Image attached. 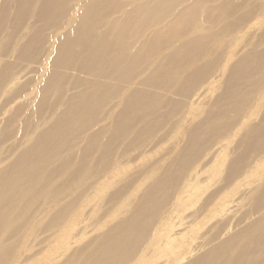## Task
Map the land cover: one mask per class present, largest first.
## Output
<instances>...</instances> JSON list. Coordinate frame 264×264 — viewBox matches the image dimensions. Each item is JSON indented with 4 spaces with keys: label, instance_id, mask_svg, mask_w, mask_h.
<instances>
[{
    "label": "bare ground",
    "instance_id": "bare-ground-1",
    "mask_svg": "<svg viewBox=\"0 0 264 264\" xmlns=\"http://www.w3.org/2000/svg\"><path fill=\"white\" fill-rule=\"evenodd\" d=\"M0 125V264H264V0H0Z\"/></svg>",
    "mask_w": 264,
    "mask_h": 264
},
{
    "label": "rangeland",
    "instance_id": "rangeland-1",
    "mask_svg": "<svg viewBox=\"0 0 264 264\" xmlns=\"http://www.w3.org/2000/svg\"><path fill=\"white\" fill-rule=\"evenodd\" d=\"M0 126L2 127V125H0ZM216 179H217V178H214V177H213V180H211V181L208 180L207 183H209V186H210V185H213V184L216 182ZM212 181H213L214 183H213ZM210 183H211V184H210ZM212 183H213V184H212ZM244 187H246V185H244L243 188H244ZM202 197H203V196H202ZM231 198H232L231 196H227V197H226V200H229V199H231ZM192 205H196V207L198 206L197 204H192ZM101 211H102V210H101L100 208H98V209L95 211V213H93L92 216H93V217H96L97 215H99V214L101 213ZM94 215H96V216H94ZM191 233L193 234V233H195V231L193 230ZM94 234H95V233H93V234H91V235H90V234L84 235V236H86V238L83 240L82 243H84L86 240L90 239ZM196 237H197V236H196ZM196 237H195V239H196ZM74 247H79V246H74ZM74 247H73V243L68 247V250H67L66 256H70V255L73 253V248H74Z\"/></svg>",
    "mask_w": 264,
    "mask_h": 264
}]
</instances>
